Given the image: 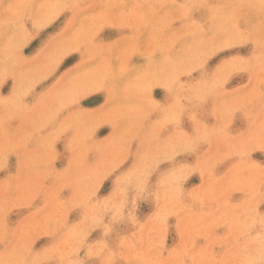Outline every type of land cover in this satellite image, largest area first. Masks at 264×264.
<instances>
[{
  "label": "rangeland",
  "instance_id": "374dc122",
  "mask_svg": "<svg viewBox=\"0 0 264 264\" xmlns=\"http://www.w3.org/2000/svg\"><path fill=\"white\" fill-rule=\"evenodd\" d=\"M0 264H264V0H0Z\"/></svg>",
  "mask_w": 264,
  "mask_h": 264
}]
</instances>
